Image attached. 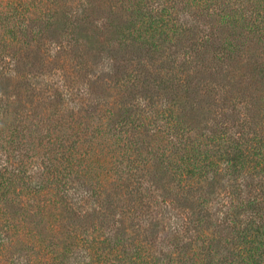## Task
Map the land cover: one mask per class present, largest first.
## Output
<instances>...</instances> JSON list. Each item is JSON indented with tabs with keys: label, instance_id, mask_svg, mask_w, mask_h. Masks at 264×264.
<instances>
[{
	"label": "trees",
	"instance_id": "1",
	"mask_svg": "<svg viewBox=\"0 0 264 264\" xmlns=\"http://www.w3.org/2000/svg\"><path fill=\"white\" fill-rule=\"evenodd\" d=\"M0 264H264V0H0Z\"/></svg>",
	"mask_w": 264,
	"mask_h": 264
}]
</instances>
